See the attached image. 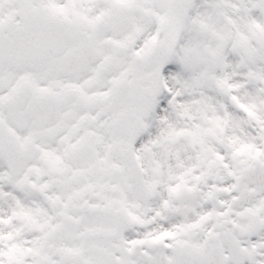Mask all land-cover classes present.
Returning <instances> with one entry per match:
<instances>
[{"label": "snow or ice", "instance_id": "snow-or-ice-1", "mask_svg": "<svg viewBox=\"0 0 264 264\" xmlns=\"http://www.w3.org/2000/svg\"><path fill=\"white\" fill-rule=\"evenodd\" d=\"M0 264H264V0H0Z\"/></svg>", "mask_w": 264, "mask_h": 264}]
</instances>
